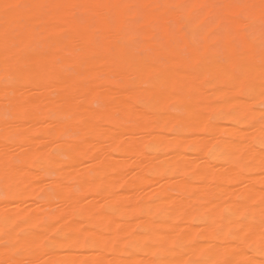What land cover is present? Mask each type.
Listing matches in <instances>:
<instances>
[{
	"label": "bare ground",
	"instance_id": "bare-ground-1",
	"mask_svg": "<svg viewBox=\"0 0 264 264\" xmlns=\"http://www.w3.org/2000/svg\"><path fill=\"white\" fill-rule=\"evenodd\" d=\"M262 6L0 0V264H264Z\"/></svg>",
	"mask_w": 264,
	"mask_h": 264
},
{
	"label": "rangeland",
	"instance_id": "rangeland-1",
	"mask_svg": "<svg viewBox=\"0 0 264 264\" xmlns=\"http://www.w3.org/2000/svg\"><path fill=\"white\" fill-rule=\"evenodd\" d=\"M264 34V33H263ZM262 36V39H264V36L263 35H261ZM65 70V69H64ZM95 103V104H94ZM90 105H92V106H97L98 105V103L97 102H93V103H90ZM257 105V104H256ZM225 124H227V123H225ZM262 228L264 229V225L262 226Z\"/></svg>",
	"mask_w": 264,
	"mask_h": 264
},
{
	"label": "snow or ice",
	"instance_id": "snow-or-ice-1",
	"mask_svg": "<svg viewBox=\"0 0 264 264\" xmlns=\"http://www.w3.org/2000/svg\"><path fill=\"white\" fill-rule=\"evenodd\" d=\"M12 7V5H5V8L7 9V8H11ZM262 13H264V6H262Z\"/></svg>",
	"mask_w": 264,
	"mask_h": 264
}]
</instances>
